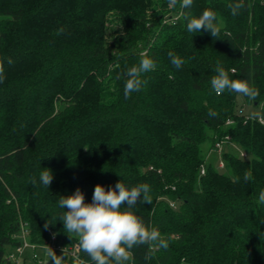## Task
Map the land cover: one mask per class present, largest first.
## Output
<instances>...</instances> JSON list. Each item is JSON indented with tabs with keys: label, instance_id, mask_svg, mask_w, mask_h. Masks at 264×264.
<instances>
[{
	"label": "trees",
	"instance_id": "16d2710c",
	"mask_svg": "<svg viewBox=\"0 0 264 264\" xmlns=\"http://www.w3.org/2000/svg\"><path fill=\"white\" fill-rule=\"evenodd\" d=\"M237 2L0 0V264H10L23 229L37 246L52 234L79 243L58 220L67 211L59 200L79 188L91 203L95 186L118 181L149 185L152 204L141 193L121 210L169 245L134 246L126 264H264V0H243L233 16ZM204 10L217 17V37L187 31ZM142 52L156 67L125 98V73ZM218 64L259 95H217ZM48 169L49 188L40 182ZM81 261L94 264L81 249L63 264Z\"/></svg>",
	"mask_w": 264,
	"mask_h": 264
},
{
	"label": "clouds",
	"instance_id": "9594fccd",
	"mask_svg": "<svg viewBox=\"0 0 264 264\" xmlns=\"http://www.w3.org/2000/svg\"><path fill=\"white\" fill-rule=\"evenodd\" d=\"M192 2L193 0H179L182 8L190 7ZM177 3L178 0H169L170 7H175ZM243 7V0L229 4L233 16L237 15ZM216 19L214 12L204 10L199 18H187V31L196 34L203 29L210 32L213 38L217 37L220 28L215 22ZM168 56L177 69L186 63L184 59L171 51ZM141 57L139 65L128 68L125 73L128 77L124 87L125 98H128L131 93L139 91L142 83H146L140 78L142 74L152 71L156 67L152 59L147 57L146 52H142ZM8 63H12L11 58L8 59ZM215 72L216 75L212 77L210 84L217 95L226 89L230 92L243 94L252 100L259 95L257 89L250 87L248 80L230 79L228 72L219 64ZM3 73L4 67L0 64V83L4 80ZM209 115L215 116L216 113L210 112ZM252 178L251 172L244 174L245 181ZM52 180L51 170L48 169L40 174V182L43 186L49 188ZM32 183H36L35 179ZM149 192L150 188L147 184L129 189L121 181H118L114 188L110 187L107 191L101 185L95 186L92 202L85 203L84 194L77 188L74 194L61 197L59 200V207L67 209V211H63L58 220L63 222L67 233L75 234L79 238V248L90 257L94 264H126L132 260L131 249L134 246L149 244L164 249L169 246L155 227H146L132 211L121 210V205L125 201H127L128 209L135 207L141 193L143 198L140 202L152 204ZM259 200L264 202V190L260 191ZM47 227L48 224H45V228ZM48 255L53 264H63L64 255H56L50 247ZM81 264H83L82 261Z\"/></svg>",
	"mask_w": 264,
	"mask_h": 264
},
{
	"label": "built area",
	"instance_id": "2783aa9c",
	"mask_svg": "<svg viewBox=\"0 0 264 264\" xmlns=\"http://www.w3.org/2000/svg\"><path fill=\"white\" fill-rule=\"evenodd\" d=\"M218 146H221L220 143H218ZM220 165L223 166V162H220ZM202 172H204V169H202ZM22 238L23 244L13 248L7 254V259L10 264H26L27 261H32L34 264H43L45 262V259L42 257L43 254H38L36 249H40L45 252V250L49 249V247L57 253L58 256L64 255V257L74 259L78 258V252L80 250L78 242L65 245L58 242L56 235L52 234L50 240H46L44 244L37 246L27 239L25 229H23ZM27 248L30 249V253H25Z\"/></svg>",
	"mask_w": 264,
	"mask_h": 264
},
{
	"label": "rangeland",
	"instance_id": "374dc122",
	"mask_svg": "<svg viewBox=\"0 0 264 264\" xmlns=\"http://www.w3.org/2000/svg\"><path fill=\"white\" fill-rule=\"evenodd\" d=\"M238 107H243V110H244L246 113H253L254 110H255V107H254L253 105H251V104L246 103V102L243 101L241 95L238 96ZM208 144H209V143H205V144H204V147H206V145H208ZM210 151H211V150H210ZM36 251H37L38 254L43 253V251H41L40 249H36ZM30 252H31V251H30L29 248H27V249L25 250V253H30ZM44 254H45L47 260H50V259H51V258L49 257V255H48V249L45 250V253H44ZM28 264H34V263H33L32 261H28ZM179 264H191V263L186 262V261H181Z\"/></svg>",
	"mask_w": 264,
	"mask_h": 264
}]
</instances>
